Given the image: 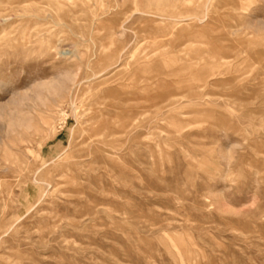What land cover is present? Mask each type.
I'll list each match as a JSON object with an SVG mask.
<instances>
[{"label": "rangeland", "instance_id": "374dc122", "mask_svg": "<svg viewBox=\"0 0 264 264\" xmlns=\"http://www.w3.org/2000/svg\"><path fill=\"white\" fill-rule=\"evenodd\" d=\"M0 264H264V0H0Z\"/></svg>", "mask_w": 264, "mask_h": 264}, {"label": "bare ground", "instance_id": "6f19581e", "mask_svg": "<svg viewBox=\"0 0 264 264\" xmlns=\"http://www.w3.org/2000/svg\"><path fill=\"white\" fill-rule=\"evenodd\" d=\"M175 27V26H174ZM99 134V133H98ZM110 134V133H109ZM112 136V135H111Z\"/></svg>", "mask_w": 264, "mask_h": 264}]
</instances>
